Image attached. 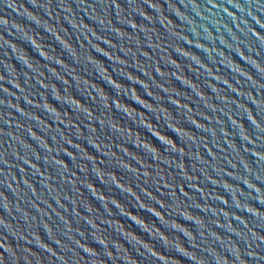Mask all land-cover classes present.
<instances>
[{
  "label": "water",
  "instance_id": "95a60500",
  "mask_svg": "<svg viewBox=\"0 0 264 264\" xmlns=\"http://www.w3.org/2000/svg\"><path fill=\"white\" fill-rule=\"evenodd\" d=\"M0 264H264V0H0Z\"/></svg>",
  "mask_w": 264,
  "mask_h": 264
}]
</instances>
